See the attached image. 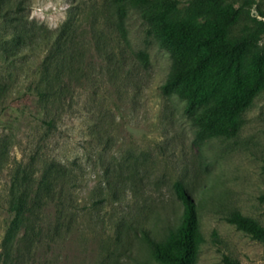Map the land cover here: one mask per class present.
<instances>
[{"label": "rangeland", "instance_id": "374dc122", "mask_svg": "<svg viewBox=\"0 0 264 264\" xmlns=\"http://www.w3.org/2000/svg\"><path fill=\"white\" fill-rule=\"evenodd\" d=\"M227 1L241 10L231 32L258 33L248 77L264 70V0ZM171 62L136 7L120 21L111 0H0V243L12 185L30 183L13 264H159L145 234L162 239L180 221L176 181L195 203L192 264H264V241L225 218L239 210L264 225V90L236 136L197 141L186 100L162 89ZM31 226L42 232L32 246Z\"/></svg>", "mask_w": 264, "mask_h": 264}, {"label": "trees", "instance_id": "16d2710c", "mask_svg": "<svg viewBox=\"0 0 264 264\" xmlns=\"http://www.w3.org/2000/svg\"><path fill=\"white\" fill-rule=\"evenodd\" d=\"M111 2L120 21L126 17L129 7L138 8L157 33L161 45L170 51L171 71L162 89L166 94L175 92L186 100L184 110L194 128L195 140L236 136L243 124V111L264 90L261 63L251 67L248 77L244 69L249 45L257 40L258 33L249 31L235 35L231 32L239 19L240 8L227 0H193L184 10L178 6L179 0ZM139 54L147 60V53L140 51ZM52 92L43 84L38 87L36 95L44 103ZM40 120L52 124L51 119L40 117ZM53 170L60 173L55 164L48 167L46 173L49 177L43 181L48 192L57 178ZM62 173L68 176L69 170L64 169ZM28 178L27 174L18 177L11 188L8 208L13 217L0 243V264H13L17 258L14 254L16 235L30 196ZM174 185L184 202L180 221L170 227L162 239H153L149 234H145V239L151 244L152 257L159 264H192L201 239L195 203L181 181ZM259 198L264 202V193ZM225 218L251 237L264 241V225L253 217L233 210ZM26 234L30 246L42 240L41 227L31 226ZM223 261L224 264H243L227 255Z\"/></svg>", "mask_w": 264, "mask_h": 264}]
</instances>
